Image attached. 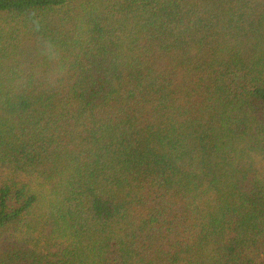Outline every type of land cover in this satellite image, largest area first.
<instances>
[{
  "label": "trees",
  "instance_id": "16d2710c",
  "mask_svg": "<svg viewBox=\"0 0 264 264\" xmlns=\"http://www.w3.org/2000/svg\"><path fill=\"white\" fill-rule=\"evenodd\" d=\"M0 264H264V0H0Z\"/></svg>",
  "mask_w": 264,
  "mask_h": 264
},
{
  "label": "clouds",
  "instance_id": "9594fccd",
  "mask_svg": "<svg viewBox=\"0 0 264 264\" xmlns=\"http://www.w3.org/2000/svg\"><path fill=\"white\" fill-rule=\"evenodd\" d=\"M24 20L28 29V46L36 56L53 65L47 73L37 72L36 75L45 86L55 88L67 70L62 61V51L55 41L44 36L47 21L42 13L27 14Z\"/></svg>",
  "mask_w": 264,
  "mask_h": 264
}]
</instances>
